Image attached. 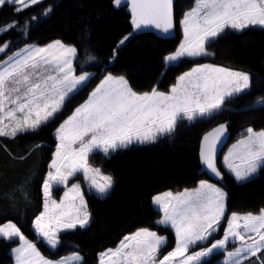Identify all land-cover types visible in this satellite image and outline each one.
Listing matches in <instances>:
<instances>
[{"label":"snow or ice","instance_id":"6c2138e0","mask_svg":"<svg viewBox=\"0 0 264 264\" xmlns=\"http://www.w3.org/2000/svg\"><path fill=\"white\" fill-rule=\"evenodd\" d=\"M111 5L127 10L130 29L101 60L91 29L80 34L79 46L61 38L31 42L34 27L54 15L52 3L0 0V10L13 17L0 25V148L20 161L50 153L31 220L35 239L17 223L0 225V240L9 243L14 264H87L78 250L57 257L66 239L90 228L89 197L104 200L114 190V176L92 161L162 143L181 124L209 126L197 144L198 183L153 196L159 230L134 226L116 247L99 253L98 264H212L217 256L223 257L220 264H264V208L232 211L221 184L225 173L241 184L264 173V126H245L229 147V124L215 123L231 111L228 105L250 95L253 79L242 69L205 62L222 42L264 31V0H192L180 17L174 0ZM36 6L38 14L26 15ZM153 33L176 40V46L161 54L151 79L141 85L118 66L117 56L138 36ZM82 93V102L69 111ZM257 110H264V97L240 111ZM45 130L51 145L31 143L24 155L9 151L8 141L34 139ZM30 183L26 179L18 189L25 200Z\"/></svg>","mask_w":264,"mask_h":264},{"label":"trees","instance_id":"16d2710c","mask_svg":"<svg viewBox=\"0 0 264 264\" xmlns=\"http://www.w3.org/2000/svg\"><path fill=\"white\" fill-rule=\"evenodd\" d=\"M45 3L55 6L54 15L34 27L32 43L44 45L53 38H61L79 46L80 34L85 29H91V43L95 47V53L103 60L130 29V18L126 10H115L111 0H45ZM190 3L192 0H177V17L188 10ZM39 7L36 6V11L29 9L26 15L38 14ZM11 19V14L0 10V25ZM13 39L15 42L16 38ZM175 46L174 39L164 40L153 34L140 35L119 51L118 66L132 73L138 84H146L154 74L161 54H166ZM211 51L215 54L214 57L205 62L242 69L253 79L250 95L228 105L231 111H226L215 122L229 124L231 142H234L245 126L257 129L264 126V110L240 111L250 106L258 97H264V31L250 30L246 35H237L222 42ZM183 70H187V66ZM172 79L173 76L170 75L164 83L168 84ZM84 95L82 93L73 100L68 110L71 111L82 102ZM208 129V125L181 124L175 136L162 143L121 151L110 160L97 156L92 163L101 167L106 174L114 176V190L104 200L89 197L93 216L90 228L66 239L57 258L78 250L87 264H98L99 253L108 247H116L123 235L134 230V226H153V230H159L155 228V222L160 216L151 203L152 197L167 191H182L198 183L197 177L201 176V169L197 144ZM34 142L51 145L53 139L50 132L45 130L34 139L8 141L7 145L14 155H24L27 146ZM49 155L50 153L45 152L43 156H32L20 161L11 159L0 148V225L6 222L17 223L29 239H35L31 220L39 202V177L46 171ZM26 179L31 180L27 200L18 191ZM221 184L228 193L229 208L232 211L241 214L255 213L264 208V173L243 184H238L225 173ZM162 234L169 240L174 239L171 233ZM38 246L48 254L43 246ZM222 258L214 257L212 264H217ZM0 264H14L11 247L3 240H0Z\"/></svg>","mask_w":264,"mask_h":264},{"label":"water","instance_id":"95a60500","mask_svg":"<svg viewBox=\"0 0 264 264\" xmlns=\"http://www.w3.org/2000/svg\"><path fill=\"white\" fill-rule=\"evenodd\" d=\"M176 2H177V0H174V5H176ZM115 10H118V9H115ZM118 11H119V10H118ZM126 13L128 14L127 10H126ZM128 15H129V14H128ZM153 35H155V36L158 38L160 34H158V33H153ZM160 39H162V38H160ZM164 40H165V39H164ZM168 40H173V39H168ZM230 143H231V140H230V142H229V145H230ZM225 151H226V149H225Z\"/></svg>","mask_w":264,"mask_h":264},{"label":"rangeland","instance_id":"374dc122","mask_svg":"<svg viewBox=\"0 0 264 264\" xmlns=\"http://www.w3.org/2000/svg\"><path fill=\"white\" fill-rule=\"evenodd\" d=\"M236 141H234V142H232V143H235ZM231 146V144L229 145V147ZM238 183V182H237ZM238 184H241V183H238ZM162 194V193H161ZM222 260V259H221ZM220 260V261H221ZM13 261H14V258H13ZM220 261H218V263L217 264H220Z\"/></svg>","mask_w":264,"mask_h":264},{"label":"crops","instance_id":"0c3cea01","mask_svg":"<svg viewBox=\"0 0 264 264\" xmlns=\"http://www.w3.org/2000/svg\"><path fill=\"white\" fill-rule=\"evenodd\" d=\"M14 258V257H13Z\"/></svg>","mask_w":264,"mask_h":264}]
</instances>
